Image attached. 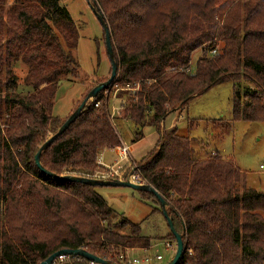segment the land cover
Segmentation results:
<instances>
[{
  "label": "trees",
  "instance_id": "16d2710c",
  "mask_svg": "<svg viewBox=\"0 0 264 264\" xmlns=\"http://www.w3.org/2000/svg\"><path fill=\"white\" fill-rule=\"evenodd\" d=\"M92 4L109 26L118 72L41 151V165L55 175L91 177L101 170L100 151L120 144L106 94L114 85L139 84L121 113L136 125L133 141L143 137L144 126L158 132L136 166L141 180L164 197L182 234L178 264H264V191L246 186L232 160L179 134L175 125L163 126L170 113L223 82L232 86V121H264V0ZM78 38L60 0H0V264H38L63 248L122 264L119 255L126 249H149L156 239L127 218L114 221L97 186L55 179L35 164L42 143L104 81L92 83L68 115L52 114L61 82L88 79L73 54ZM194 143L204 151L200 156ZM140 192L162 212L152 193ZM167 238L175 241L171 231ZM72 259L67 264H89L84 257Z\"/></svg>",
  "mask_w": 264,
  "mask_h": 264
},
{
  "label": "rangeland",
  "instance_id": "374dc122",
  "mask_svg": "<svg viewBox=\"0 0 264 264\" xmlns=\"http://www.w3.org/2000/svg\"><path fill=\"white\" fill-rule=\"evenodd\" d=\"M92 1L60 0L77 27L79 38L73 54L88 75V79L84 82L73 80L61 82L57 87L52 109L55 116L68 115L92 83L106 80L110 75V61L105 53L103 27L92 10L90 4ZM198 55V51L193 53L192 63ZM15 68L21 77L25 71L21 62ZM138 87L139 84H135L134 88L125 85L124 89L118 88L117 85L111 86L106 94L110 97V105L125 104L128 94ZM231 95L230 82L216 84L202 94L194 96L181 110L170 113L165 118L163 126L169 129L171 124L175 125L179 134L194 137L204 143L205 149L210 153L216 151L222 158L232 160V163L245 174L246 186L264 191V121H232ZM121 111L115 115L112 125L121 141L129 146L133 163L137 164L141 157L154 147L158 132L150 126H144L140 128L143 137L133 141L136 125L131 120H126ZM218 118L222 120H217ZM191 119H194L192 125L189 122ZM207 119L215 121L209 122ZM225 121L229 123L228 126ZM193 146L195 154L200 156V153L204 152L199 151L198 143H194ZM116 157L113 150L106 151L102 160L106 162L110 160L111 163ZM96 190L113 209L114 221L127 218L139 224L143 235L156 238L152 241L147 254L150 256L160 254L163 258L154 260L151 264H164L173 256L175 241L167 238L170 229L163 213L153 210L159 206L153 199L146 198L140 191L125 186H97ZM166 241L171 242L173 248L167 247Z\"/></svg>",
  "mask_w": 264,
  "mask_h": 264
},
{
  "label": "water",
  "instance_id": "95a60500",
  "mask_svg": "<svg viewBox=\"0 0 264 264\" xmlns=\"http://www.w3.org/2000/svg\"><path fill=\"white\" fill-rule=\"evenodd\" d=\"M90 4H91L93 12L95 13L97 19L99 20L100 24L103 27L104 43L106 46V53H107L108 59L110 61V75L106 80L98 83L90 91H88V93L83 98L81 103L74 109V111L72 113H70L67 116V118L60 125L59 129L42 143V145L39 147L38 151L35 154V157H34L35 164L43 174L50 176V177H53L55 179H59V180L80 182V183H84V184H88V185H92V186H125V187H130L132 189H135L137 191H146V192L152 193L160 203L162 213L165 216L166 222L168 224V227H169L171 233L174 236L175 244H176L173 256L164 264H178L180 258L182 257L184 246H185L183 238H182V234L179 233L175 229L171 218L167 214V211H166L167 202H166V200L153 186H151L148 183H134L128 179H124V180H120V179H96V178L88 177V176H77V175H70V174L55 175L52 172H50L49 170L45 169L40 163L41 151L43 149H45L59 134H61L76 119V117L81 113V110L87 101L95 98L96 95L102 89H105L106 87H108L112 84V82L116 78V75L118 72V64L114 60V55H113V48H112V44H111V35H110L109 26H108L107 22L105 21L102 13L100 11L96 10L92 3H90ZM62 254L84 257L87 260L92 261V262L97 263V264H111L107 260H105L101 257H98L94 254H91L88 251L81 249V248L59 249V250L51 253L48 257H46L44 260L40 261L38 264H52L54 258L59 256V255H62ZM112 264H117V263H112Z\"/></svg>",
  "mask_w": 264,
  "mask_h": 264
},
{
  "label": "built area",
  "instance_id": "2783aa9c",
  "mask_svg": "<svg viewBox=\"0 0 264 264\" xmlns=\"http://www.w3.org/2000/svg\"><path fill=\"white\" fill-rule=\"evenodd\" d=\"M124 106V103H121L118 106H115L114 104L110 105L109 117L111 121L114 119L116 114H120V111L123 110ZM112 150L117 155L114 162L111 164H106L101 160L99 155L97 158V163L102 166V169L94 172L91 177L96 179H128L134 183H145V181L141 180L140 175L138 174V168L136 164L133 163L129 146L120 139V144L112 148ZM165 245L169 248H173V244L169 241H166ZM130 250H133V248L126 249L124 253L119 255V259L122 264H151L154 260L162 259V255L160 254H156L155 256H150V254L137 256L131 254L129 252ZM72 256L73 255L65 254L59 255L54 258L52 264L70 263L73 261ZM89 264L97 263L89 261Z\"/></svg>",
  "mask_w": 264,
  "mask_h": 264
},
{
  "label": "crops",
  "instance_id": "0c3cea01",
  "mask_svg": "<svg viewBox=\"0 0 264 264\" xmlns=\"http://www.w3.org/2000/svg\"><path fill=\"white\" fill-rule=\"evenodd\" d=\"M164 124V123H163ZM173 125L171 124L169 127H172ZM106 151H112V149H102L101 151H100V158H101V160H102V158H103V155L105 154V152ZM104 163H106V164H111V163H113V162H111V163H109V161L110 160H108L107 162L106 161H104V160H102ZM131 254H134V255H138V256H140V255H143V254H147L148 253V249H143V248H133V250H130L129 251ZM139 252V254H137ZM156 255V254H155ZM162 258H163V256H162Z\"/></svg>",
  "mask_w": 264,
  "mask_h": 264
}]
</instances>
